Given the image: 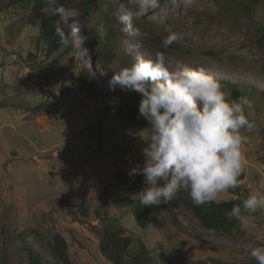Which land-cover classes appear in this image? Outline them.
<instances>
[{
	"label": "rangeland",
	"instance_id": "obj_1",
	"mask_svg": "<svg viewBox=\"0 0 264 264\" xmlns=\"http://www.w3.org/2000/svg\"><path fill=\"white\" fill-rule=\"evenodd\" d=\"M84 1L44 2L45 12L63 7L69 16L68 24L59 26L69 40L70 53L53 68L57 73L51 79L46 75L50 58L43 57L32 41L37 19L17 7L0 11V99L18 92L16 104L0 107V264L4 259L7 264H27V247L48 261L33 237L20 239L19 233L31 227L41 228L48 237L61 234L75 264H112L98 250L103 221L96 212L103 211L116 217L132 237L126 259L144 243L158 260L160 251L155 245L160 243L166 250L177 247L188 264L197 260L252 263V249L264 247V209L246 215L241 223L244 234L237 236L204 228L182 202L174 200L157 206V225L138 227L129 210L116 204L123 193L116 173L142 165L148 123L128 125L108 115L98 148L84 132L81 117L87 109L99 108L100 98L86 96L73 86L66 94L60 90L72 76L70 65L75 63L94 90L108 95L119 91L127 102L134 99L128 102L131 107H138L139 94L111 87L109 82L113 72L130 66L137 54L155 59L157 52L164 53L173 70L180 63L202 67L219 81L247 86L252 89V95H245L255 106L251 117L255 128L241 130L249 138L243 148L241 183L247 195L264 191V38L258 42V27L264 30V0L253 5L252 0H171L134 19L139 36L123 32L114 15L122 3L135 11L132 0H97L116 41L110 63L98 57L92 39L96 14L83 11ZM59 20L56 15L57 24ZM76 25L80 32L74 36L71 29ZM167 28L182 38L165 49L161 41L168 35ZM107 48L104 45L101 50ZM27 52L35 58L28 59ZM23 99L27 103L47 99L53 106L47 111H26L19 106ZM230 196L225 192L218 200ZM78 206L87 209L86 216L77 212Z\"/></svg>",
	"mask_w": 264,
	"mask_h": 264
},
{
	"label": "clouds",
	"instance_id": "obj_2",
	"mask_svg": "<svg viewBox=\"0 0 264 264\" xmlns=\"http://www.w3.org/2000/svg\"><path fill=\"white\" fill-rule=\"evenodd\" d=\"M133 11L122 3L114 13L118 26L130 36L141 32L134 19L159 6V0H132ZM60 20L56 35L65 46V31L69 16L63 7L56 9ZM78 35V25L71 29ZM161 41L167 49L182 38V34L167 28ZM110 86L134 91L140 95L138 112L148 123L149 137L142 149L143 163L129 170V175L141 174L144 187L138 192L145 207L168 204L183 191L196 206L216 202L220 194L239 187L242 173L243 148L255 128L254 103L247 95L233 98L230 90L202 67L177 64L173 70L163 52L155 59L135 56L130 66L113 72ZM264 209V191L248 194L240 204L225 213L231 221L244 222L246 215ZM256 264H264V247L252 249Z\"/></svg>",
	"mask_w": 264,
	"mask_h": 264
},
{
	"label": "trees",
	"instance_id": "obj_3",
	"mask_svg": "<svg viewBox=\"0 0 264 264\" xmlns=\"http://www.w3.org/2000/svg\"><path fill=\"white\" fill-rule=\"evenodd\" d=\"M171 0H159V5L165 4ZM219 1V0H215ZM45 0H0V11L10 6L17 7L20 10L27 12L30 17L37 19L38 23H35L33 30V44L34 48L40 51L45 58H50L46 75L51 79L56 76V71L53 70L57 67L59 60L63 56H67L70 53L69 40L65 46L60 42V37L56 35V28L58 24L55 21L56 10H43ZM257 0H252L251 5L255 4ZM83 11L91 12L94 11L96 14V25L97 28L92 33L93 45L97 50L98 57L104 63H110L114 57V50L116 41L113 38L112 32L108 25V16L104 13L103 9L97 0H85L83 2ZM11 29V27H9ZM260 37L264 38V30L262 27H258ZM107 45L105 51L101 48ZM168 48H172L169 46ZM167 48V49H168ZM175 49V48H174ZM74 51H72L73 53ZM203 53L209 54L208 51ZM211 54V53H210ZM27 58H35V54L32 52L26 53ZM202 56V54H200ZM71 70L72 76L67 82V86L64 85L60 92L66 94L70 87L81 90L86 96H97L100 98L102 105L97 109H87L82 114L83 130L87 134L89 140L95 144L96 147L100 148L103 143L104 134V120L108 115L118 118L128 125H133L137 121L147 123L138 112V107H131L128 103L134 99L129 98L126 101L125 95L118 92L108 95L101 89L94 90L89 84L88 78L85 74L76 67V64H72ZM48 72V73H47ZM3 84L8 86V82L2 79ZM224 89L230 90L233 98L241 95L249 94L252 95L251 88L233 83L231 81H220ZM51 87H55L54 83H49ZM18 92L12 93L7 98L0 99V107H4L8 104H16V96ZM48 98V97H47ZM8 99V100H7ZM131 103V102H130ZM19 106L26 110H43L47 111L53 104L47 99L45 101H31L27 103L25 99L19 104ZM129 171H118L116 173V183L122 188V197L117 200L116 204L119 208H127L132 214L135 223L140 228H146L148 226H155L159 223L157 218V206L145 207L139 201L138 192L142 188V175L136 174L130 176ZM243 172L238 177L239 187L235 189H229L227 193L231 195L228 199L217 200L208 205L196 206L192 203L190 197L186 192H179L174 201L182 202L199 220L200 224L209 230H217L228 236L243 235L244 231L241 228V221L232 219L229 221L225 213L230 211L234 205L240 204L247 195V187L241 183L243 179ZM72 211V210H70ZM77 212L86 216L87 209L83 206L77 207ZM96 215L100 216L103 225L100 230V238L98 243V250L100 256L111 262L112 264H188L182 256L180 250L177 247L166 250L161 246L160 243L155 245L159 249L160 255L156 260L150 253L148 247L144 243H140L139 249L125 258L131 242L132 237L126 234V228L120 224L116 217H109L104 211L102 213L96 212ZM264 218V215H263ZM76 233L75 230H73ZM24 236H30L35 239L40 249L47 257V262L42 261L38 258L31 250H27V264H75L71 258L68 250L69 245L65 238L58 232L52 234L50 237L43 233L41 228H28L22 233H19L20 239L23 241ZM24 242V241H23ZM252 263L256 264V261L252 259ZM2 264H7L6 259L3 260ZM194 264H207L204 260H197Z\"/></svg>",
	"mask_w": 264,
	"mask_h": 264
}]
</instances>
